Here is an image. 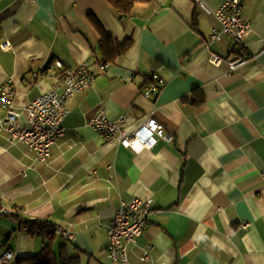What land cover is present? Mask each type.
Here are the masks:
<instances>
[{
    "label": "crops",
    "instance_id": "obj_1",
    "mask_svg": "<svg viewBox=\"0 0 264 264\" xmlns=\"http://www.w3.org/2000/svg\"><path fill=\"white\" fill-rule=\"evenodd\" d=\"M201 1H140L125 16L109 0H0V85L12 81L17 109L57 86L66 68L99 74L68 100L49 166L0 125V256L42 249L45 238L21 226L30 219L73 233L70 240L58 231L55 248L67 244L79 264H148L140 248L148 243L155 264H264V0L246 1L252 58L236 70L229 35L208 45L226 0ZM103 33L129 48L106 56ZM152 73L165 84L147 98ZM100 111L126 117L127 129L145 136L153 114L175 138L123 147L88 125ZM19 122L28 125L26 114ZM134 197L152 199L148 225L128 245V262L113 261L109 224L121 199Z\"/></svg>",
    "mask_w": 264,
    "mask_h": 264
},
{
    "label": "built area",
    "instance_id": "obj_2",
    "mask_svg": "<svg viewBox=\"0 0 264 264\" xmlns=\"http://www.w3.org/2000/svg\"><path fill=\"white\" fill-rule=\"evenodd\" d=\"M198 5H203L201 0H194ZM247 0H226L214 15L220 27H213L210 33L208 45L221 40L224 35H229L233 41V51L236 56L229 60L232 70L248 62L252 57L247 53V38L252 32V24L243 17V10ZM10 42L4 43V48L10 46ZM244 49V53H241ZM217 54L211 55V61L215 64L222 62ZM58 67H63L60 61H56ZM108 62L100 64V71H104ZM99 74L92 71L86 65L76 68H66L62 72L57 86L51 88L31 101L26 107L19 110L15 107V88L9 79L0 85V106L6 109V115L0 117V125L9 133L10 142L26 143L35 152L36 160L45 164H51L52 148L65 135L64 120L69 114L68 100L76 93L89 88ZM165 84V79L159 73H152L150 81L145 85L143 95L151 98L158 94ZM26 114L28 125L23 126L19 122L21 115ZM88 125L96 129L107 140L117 141L126 148H153L160 141L171 142L175 133L169 130L153 114L143 122L142 127L150 134L145 136L138 130L129 131L126 127V117L111 119L106 112L100 111L88 120ZM264 179V172H263ZM152 210V199L134 197L121 199L118 210L109 224L108 252L113 261L128 262L127 248L130 244H138L139 238L145 232L148 218ZM249 223H242L241 228L247 229ZM64 237L72 240L74 234L57 226ZM141 259L148 264H155L153 256L154 245L148 243L140 246ZM18 257L6 250L0 256V264H15Z\"/></svg>",
    "mask_w": 264,
    "mask_h": 264
},
{
    "label": "trees",
    "instance_id": "obj_3",
    "mask_svg": "<svg viewBox=\"0 0 264 264\" xmlns=\"http://www.w3.org/2000/svg\"><path fill=\"white\" fill-rule=\"evenodd\" d=\"M140 1L149 0H109V2L118 8L123 15L128 16L131 14L135 3ZM130 41L119 42L108 33H103L102 48L106 56L116 57L124 52L130 46ZM244 53V49H241ZM21 226L33 235L45 238L46 243L42 249L33 256L18 257L16 264H79L80 257L73 255L67 250V244L59 246L58 250L55 248L57 239V225L47 220H21Z\"/></svg>",
    "mask_w": 264,
    "mask_h": 264
}]
</instances>
